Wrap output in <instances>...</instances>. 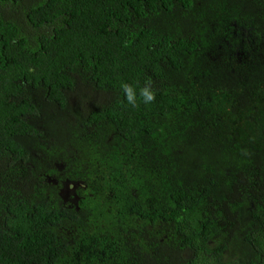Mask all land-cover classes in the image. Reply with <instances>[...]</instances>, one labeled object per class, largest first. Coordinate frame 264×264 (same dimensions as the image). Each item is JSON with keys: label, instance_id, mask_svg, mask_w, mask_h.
Returning <instances> with one entry per match:
<instances>
[{"label": "trees", "instance_id": "1", "mask_svg": "<svg viewBox=\"0 0 264 264\" xmlns=\"http://www.w3.org/2000/svg\"><path fill=\"white\" fill-rule=\"evenodd\" d=\"M0 264H264V0H0Z\"/></svg>", "mask_w": 264, "mask_h": 264}, {"label": "clouds", "instance_id": "2", "mask_svg": "<svg viewBox=\"0 0 264 264\" xmlns=\"http://www.w3.org/2000/svg\"><path fill=\"white\" fill-rule=\"evenodd\" d=\"M142 95H143V98H144V101L146 103L148 102H151L153 99H154V95L153 93L149 90V88H145L142 92ZM129 100L131 101L132 100V97L129 96Z\"/></svg>", "mask_w": 264, "mask_h": 264}]
</instances>
